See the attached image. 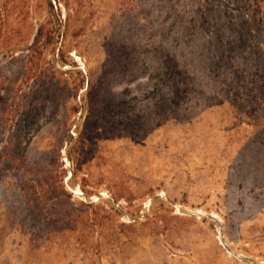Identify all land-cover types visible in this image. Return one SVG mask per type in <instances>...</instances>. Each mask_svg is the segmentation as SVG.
<instances>
[{"label":"rangeland","instance_id":"rangeland-1","mask_svg":"<svg viewBox=\"0 0 264 264\" xmlns=\"http://www.w3.org/2000/svg\"><path fill=\"white\" fill-rule=\"evenodd\" d=\"M220 225L264 264V0H0V264H252Z\"/></svg>","mask_w":264,"mask_h":264},{"label":"water","instance_id":"water-1","mask_svg":"<svg viewBox=\"0 0 264 264\" xmlns=\"http://www.w3.org/2000/svg\"><path fill=\"white\" fill-rule=\"evenodd\" d=\"M172 203H173V202H172ZM187 214H189V215H194V216H195V214L192 213V212H189V213H187ZM207 216L210 217V218H212V219H214V220H216V221H218V223H220V221H219V219H218V217H217L216 215H214V214H207ZM219 232H220L219 239H220L221 243H223V245L228 249V251H230L233 255H235V256L238 257L239 259H246V260L251 261L252 264H257L256 261H255L254 259H252L251 257H248V256H240V255H238L237 253H235V252L229 247V245H228V244L225 242V240H224V232H223V228H222L221 225H220V228H219Z\"/></svg>","mask_w":264,"mask_h":264}]
</instances>
